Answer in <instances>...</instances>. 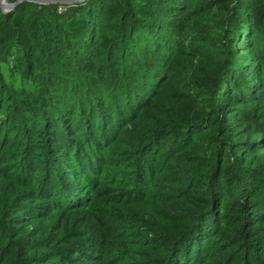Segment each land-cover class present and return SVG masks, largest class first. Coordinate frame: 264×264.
I'll return each mask as SVG.
<instances>
[{"label":"trees","instance_id":"1","mask_svg":"<svg viewBox=\"0 0 264 264\" xmlns=\"http://www.w3.org/2000/svg\"><path fill=\"white\" fill-rule=\"evenodd\" d=\"M0 264H264V0L0 10Z\"/></svg>","mask_w":264,"mask_h":264},{"label":"water","instance_id":"2","mask_svg":"<svg viewBox=\"0 0 264 264\" xmlns=\"http://www.w3.org/2000/svg\"><path fill=\"white\" fill-rule=\"evenodd\" d=\"M20 1L31 2L39 5H75L85 0H15L13 2L0 0V10L3 12H9L19 5Z\"/></svg>","mask_w":264,"mask_h":264},{"label":"built area","instance_id":"3","mask_svg":"<svg viewBox=\"0 0 264 264\" xmlns=\"http://www.w3.org/2000/svg\"><path fill=\"white\" fill-rule=\"evenodd\" d=\"M3 1H8V2H13L15 0H3ZM86 1V0H85ZM25 1H20L19 4L23 3ZM84 1L78 3V4H75V5H59V4H55L53 5L55 7V10L58 14H64L66 13L70 8L72 7H76L78 6L79 4H82Z\"/></svg>","mask_w":264,"mask_h":264},{"label":"rangeland","instance_id":"4","mask_svg":"<svg viewBox=\"0 0 264 264\" xmlns=\"http://www.w3.org/2000/svg\"><path fill=\"white\" fill-rule=\"evenodd\" d=\"M37 5H39V4H37ZM45 6H48L49 7V5H45ZM50 8H52V7H50Z\"/></svg>","mask_w":264,"mask_h":264}]
</instances>
